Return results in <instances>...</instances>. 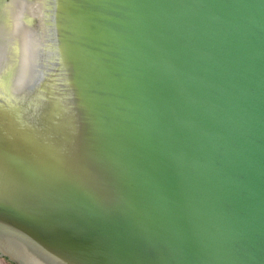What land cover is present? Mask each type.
<instances>
[{"label":"water","instance_id":"95a60500","mask_svg":"<svg viewBox=\"0 0 264 264\" xmlns=\"http://www.w3.org/2000/svg\"><path fill=\"white\" fill-rule=\"evenodd\" d=\"M0 259L264 264V0H0Z\"/></svg>","mask_w":264,"mask_h":264},{"label":"rangeland","instance_id":"374dc122","mask_svg":"<svg viewBox=\"0 0 264 264\" xmlns=\"http://www.w3.org/2000/svg\"><path fill=\"white\" fill-rule=\"evenodd\" d=\"M0 264H8V263L0 259Z\"/></svg>","mask_w":264,"mask_h":264}]
</instances>
